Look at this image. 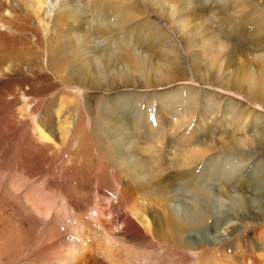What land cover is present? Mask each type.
<instances>
[{"label":"rangeland","instance_id":"obj_1","mask_svg":"<svg viewBox=\"0 0 264 264\" xmlns=\"http://www.w3.org/2000/svg\"><path fill=\"white\" fill-rule=\"evenodd\" d=\"M101 1H105L106 7L111 4L108 7V14L113 20L119 11L128 13L126 15L128 20L122 25V32L128 35L125 36L128 40L137 38L142 48L145 46L143 50H147L144 53L152 57L164 54L167 58H173L175 54L170 49H173L174 45L176 54L187 65L186 70L174 77L170 83L163 85L149 86L150 84L146 85L140 80L132 85L119 84L109 89L86 88L80 91L75 88L65 93L62 92L63 86L58 85L60 83H57L59 80L54 77L55 73L44 70V74L50 77L48 81L36 80L26 75L32 79L35 88L38 89L35 94L22 93L16 77L11 78L10 85L3 87L1 84L9 81V77L0 74V264H59V258L63 257L67 249L76 243L73 230L78 231L86 242L94 243L98 247L101 246L99 240L111 235L115 244L135 253L136 262L140 264H264V149L259 145L248 146L236 143L224 151L215 148L198 160L202 161L209 156L218 157V159L225 156L232 157L234 165H237V174L241 175L240 182L236 183V193L239 194L240 202L232 201L231 203V199L225 195H223L224 203L210 199L200 208V211L208 214L206 222L185 227L186 229L182 232L186 243L206 242L210 249L207 251L208 256L201 255V247L198 248L200 250H186L185 245L184 247L173 246L168 241L150 238L151 236L146 235L144 229L143 233L136 230L142 225L134 216L126 212L128 210L126 205L132 207L143 200L144 203L149 202L152 213L148 212L147 215L150 221L153 219L154 227H157L155 226L158 224L157 218L164 221L165 212L157 202V197L148 194L146 190L134 192L127 177L122 173L121 167L116 166L113 160L95 155L94 145L91 143H93L92 139H97L95 137L97 133L93 131L101 132L103 129L98 123V126H101L99 129L95 122L103 123L107 120L110 113L109 109L105 108L107 103L122 96L123 101L133 108L132 115L145 120L146 127H152L160 119L168 121H165L167 124L178 120L183 123L180 125L179 132L192 133L201 139L214 137L219 142L218 137L221 136L235 141L232 139V130H235L238 137L242 136L243 124L247 127L246 131L254 121V112L264 115V101H254L250 93L247 94L237 87L225 86L224 78L231 70H227L228 73L225 76L217 78L214 70L211 69L209 74L206 73V78L209 76V79H200V74L195 73L189 66V54L185 51L186 47L184 48L176 29L149 8L147 2L143 0ZM248 1L250 3L248 10H252V16L256 22H248L243 32L237 26H230L227 29L235 39L232 41V51L235 58L241 62L242 69L248 72L249 69L246 70V68L251 66L255 68L254 73H256V69H260L263 63L256 56L264 54V21H262L264 20V0ZM113 2L120 3V7L115 8L112 5ZM62 3L65 4L66 9L67 5L71 4L68 0ZM132 6H136L134 8L137 11L140 10L141 14L129 21V13H131L129 9ZM237 8L232 4L231 11ZM26 10L29 11L27 7ZM85 14L92 21V13L86 10ZM54 15L59 14L55 12ZM54 15L48 19L45 26H41L39 31L41 38L50 37L48 40L51 44H54L58 40V35L63 34L68 28L67 24L59 22ZM237 15L236 20H239L240 15ZM202 16V13L197 15L199 19ZM30 18H35L32 12ZM88 19H82V30L80 29L77 35L79 39H82L84 34L82 32L88 27ZM145 19L152 23L144 24ZM73 20L74 18H70L67 22L69 21L71 25ZM15 22L23 25L21 21ZM156 24L165 35L155 31ZM56 29L58 31H55ZM3 32L9 37H13V34L17 37L20 35L12 34L4 28L0 29V33ZM245 34L247 36L243 43L238 38ZM30 35V32H24L20 36L23 38ZM96 38V41L102 40L101 35ZM92 41H94L93 38ZM1 43L2 41L0 46H2ZM91 43L88 45H92ZM17 47V51L27 49L22 44ZM192 52L196 54L202 52L204 58L205 53H211V50L203 51L199 47ZM3 53L5 54L4 51L0 52L1 55ZM36 54L34 52L35 56ZM27 55L28 58L33 57V55ZM24 86L22 89L28 87V85ZM262 90H260L261 93H264V89ZM166 91L176 93L168 94L172 102L169 107H165L163 100ZM73 92L76 94L75 97ZM38 101L40 102L37 103ZM29 104H33V107L25 109ZM74 106L79 113H82L86 123L79 132L85 139L84 146L81 151L78 149V152L70 147L73 138H68L62 144L59 129L62 125L61 121L73 114ZM228 106L231 108L228 109ZM103 107L105 110L102 111ZM171 107L174 110H171ZM121 108L124 109V106ZM95 115L96 118H94ZM36 125L44 129L50 139L41 138L35 129ZM255 125L259 128L264 127L260 120L255 121ZM87 130H90L92 135L90 133L88 135ZM144 134L145 132L142 131L139 135L144 136ZM116 157L118 155H114L115 159ZM226 160L230 162L229 159ZM139 182L145 183L144 180ZM118 183H120L119 186ZM118 188H122L123 196H125L122 198V203L116 195ZM175 200L179 203L177 198ZM108 203L114 207L111 210L107 209L109 215L106 216L107 219L101 217L100 222L93 220L92 214L97 211L96 209L103 208L102 206ZM172 204L173 202H168L166 206L170 207ZM119 214L132 218L129 229L126 224L118 221ZM157 215L161 216L157 217ZM102 220H105V223ZM163 226L157 227L158 230L164 231L166 228ZM164 232L168 234L169 228L167 227ZM93 254L91 264H109L100 251H94ZM203 257H205L204 260Z\"/></svg>","mask_w":264,"mask_h":264},{"label":"bare ground","instance_id":"obj_2","mask_svg":"<svg viewBox=\"0 0 264 264\" xmlns=\"http://www.w3.org/2000/svg\"><path fill=\"white\" fill-rule=\"evenodd\" d=\"M63 1L0 0V29L4 28V30L6 29L10 33L18 35L24 32H30L31 34L30 36H23L22 38L20 35L17 37L13 34V37H9L4 32L0 33L2 41L0 52H5V54H0L2 56L0 58V74H5L9 77V81L7 80L1 84L3 87L10 85L11 78L16 77L19 90L22 93L35 94L38 89L35 88L32 79L26 77V75L32 76L36 80L48 81L50 77L44 74V70H48L52 74L55 73L56 76L54 77L59 80L57 83H60L58 85H62V88H64L62 90L63 93L75 88L80 91L86 88L109 89L119 84L130 83L132 85L140 80L144 81L146 85L150 84L149 86H151L154 84L157 86L170 83L174 77L179 76L186 70L187 65L183 60H180L176 54V47L173 44L174 48L172 47L173 49H170L175 54L173 58H167L164 54L152 57L144 53L147 50H143L145 46L142 48L137 38L128 40L125 37L128 35H124L126 33L122 32V25L128 20L126 16L128 13L124 14V9L122 13L120 11L119 14L116 12L117 15L113 17V20L108 14V7L111 4L106 7L104 4L105 1L68 0L71 4L67 5V9L65 4L62 3ZM143 1L147 2L149 8L163 17L176 29L184 48L186 47L185 51L189 54V66L193 68L195 73L198 72L200 74V79L207 80L209 76L206 78V73L209 74L211 69L214 70L215 77L217 78L223 75L225 76L231 70L227 74V77L224 78L223 84L225 86L229 88L237 87L247 94L250 93L249 95L253 97L252 99L254 101H264V93H261L263 91L262 89H264V54H258L256 56L257 59L263 62L260 69H256V73H254L255 68L251 66H247L246 70L249 69L248 72L243 70L240 64L241 62L233 55L232 41L235 39L232 38L230 31L227 29L230 26H237L243 32V28L248 22H256L252 16V10H248L250 6L248 0ZM232 4L238 7L234 11H231ZM112 5L117 9L120 7V3H114ZM26 7L29 11L26 10ZM134 7L136 6H132L129 9L131 10V13H129V21L141 14L140 10L137 11ZM86 10L92 13V21L85 16ZM31 12L35 17L34 19L30 18ZM55 12L59 15H54ZM200 13L203 16L199 19L197 15H200ZM235 13L240 15L239 20H236L237 14L235 15ZM52 14L58 18L59 22L68 25L66 26L68 28H66L63 34H60L59 31L60 35H58V40H55L56 42L54 44H51L48 40L50 37L43 39L39 33L41 26H45L48 23V19L53 16ZM70 18H74L71 21V25L69 21L67 22ZM83 18L88 19V27L82 32L84 33L82 39H79L77 35L79 30H82L81 23ZM16 20L21 21L23 25L17 24L15 22ZM150 23L152 22L146 19L144 20V24L148 25ZM159 29L161 30L156 24L155 31L165 35ZM55 31H58V29ZM118 31L120 32L118 33ZM99 35L102 36V40L96 41V36L99 37ZM245 36L247 35H241L238 39L244 43ZM92 38L94 41H92ZM89 43L92 45H88ZM20 44L26 46L27 49H19L17 51L16 47ZM199 47L203 51L210 49L211 53L206 52L203 58L202 52H197L199 55L192 52L193 49ZM33 51L37 53L36 56ZM27 54L33 55V57L28 58ZM24 85H28V87L22 89ZM168 94L176 93L175 91L165 92L163 98L165 107H169L172 104ZM75 95V92H73V97ZM122 98L121 96L113 99L109 104L107 103L105 108H108L112 115H109V112L108 117L103 115L107 117L106 121L103 123L99 121L95 122L99 129L101 126L99 127L98 123L103 128H101V132L100 130L97 132L93 131V133H97V136L95 134L97 139H94L95 141L92 139L93 143H91V145H94L95 155L109 158L113 160L112 162L116 166L121 167L122 173L127 177L129 185L135 190L134 192L146 190L147 193L149 192L148 194L158 198L157 202L163 208L165 214H163L164 221L157 218L158 224H155V226L159 228L161 225H164L165 230H167V227L169 228V233L166 234L164 232L165 230H158L157 227H154L153 219L150 221L147 215L152 210L149 207V202L144 203V200L143 202L140 201V204L136 203L137 206L133 205L131 207L126 205V208H128L126 212L134 216L142 225L136 230L143 233L142 231L144 229L146 235L151 236H149L150 238L159 241H168L173 246L182 247L185 245L184 249L186 250H196L201 247V255L204 254L206 257L208 254L207 251L210 250L207 247V243L204 241L186 243L183 240L182 232L186 229L185 227H193V225H201L206 222L208 214L200 211V208L210 199L222 203L225 200L223 199V195H225L231 199V203L232 201L233 203L236 201L240 202L241 200L238 198L239 194L236 193V183L240 182L241 175L237 174V165H234L232 157L225 156L224 158L218 159V157L209 156L202 161L198 160L215 148H220L224 151L236 143L248 146L259 145L264 149V127L259 128L255 125V121L257 120H260L264 124V115L254 112V121L246 131L245 128L247 127L243 124L242 129L244 128V133L242 136L238 137L235 130H232V139L235 141H231L229 138H223L220 135L221 137H218L219 142H217V139H214V137L211 139H201L192 133L179 132L180 125L183 123L178 120H175L172 124H167L166 122L168 121L165 120V122L160 119L152 127H146L144 126L145 120H142L137 115L134 117L132 115L133 108L130 104L124 102ZM160 104L162 103L160 102ZM122 106H124V109L121 108ZM32 107L33 104H29L25 109ZM105 108L103 107L102 111ZM230 108L231 106H228V109ZM171 110L174 109L171 107ZM73 111L71 116L64 118L61 121L62 123L60 122L62 125L59 126V129L62 135V144L68 138H73L70 147L74 148L75 152H78V149L81 151L82 146H84L83 140L85 139L79 132L86 126V123L84 116L82 113H79L76 107L73 108ZM104 112L106 113V111ZM96 115L94 118H96ZM41 118L43 119V117ZM130 118L131 120L129 121ZM191 128L193 129V127ZM35 129H37L41 138H49L44 129L39 125H36ZM90 130H87L88 135L89 133L91 134L89 132ZM142 131L145 132L144 136L139 135ZM246 133H249V135ZM84 134L86 135L85 132ZM114 155H118V157L115 159ZM226 159H229L230 162ZM139 180H144L145 183L143 184ZM149 188L151 190L148 191ZM116 193L122 203V198L125 197L123 196L122 188H118ZM175 198L178 199L179 203H176ZM125 201L127 203L126 199ZM168 202H173V204L168 207L166 206ZM102 207L96 209L97 211L92 214L93 220L100 222L103 217V219H107L106 216H109L107 209L111 210L114 206L108 203ZM117 219L122 224H126L127 229L130 228L132 218L129 219L124 217V214H119ZM162 222L163 224H161ZM73 231L75 232L74 237H76V243L67 249L63 257L59 258V264H91V258L94 257L92 255L97 250L104 255V258L109 264H140L136 262L137 256H135V253L119 247L118 244L112 241L111 235L99 240L101 246L99 245L98 247L94 243L86 242L85 238L78 231ZM205 257H203V260Z\"/></svg>","mask_w":264,"mask_h":264}]
</instances>
